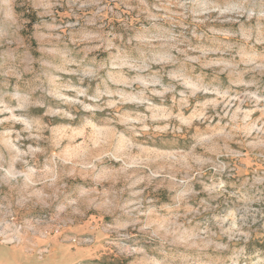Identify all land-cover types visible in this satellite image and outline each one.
<instances>
[{
	"label": "rangeland",
	"instance_id": "obj_1",
	"mask_svg": "<svg viewBox=\"0 0 264 264\" xmlns=\"http://www.w3.org/2000/svg\"><path fill=\"white\" fill-rule=\"evenodd\" d=\"M0 264H264V0H0Z\"/></svg>",
	"mask_w": 264,
	"mask_h": 264
},
{
	"label": "clouds",
	"instance_id": "obj_2",
	"mask_svg": "<svg viewBox=\"0 0 264 264\" xmlns=\"http://www.w3.org/2000/svg\"><path fill=\"white\" fill-rule=\"evenodd\" d=\"M178 135V133H176Z\"/></svg>",
	"mask_w": 264,
	"mask_h": 264
}]
</instances>
